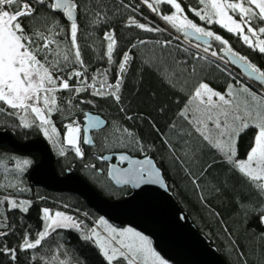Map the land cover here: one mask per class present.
<instances>
[{
  "label": "snow or ice",
  "instance_id": "6c2138e0",
  "mask_svg": "<svg viewBox=\"0 0 264 264\" xmlns=\"http://www.w3.org/2000/svg\"><path fill=\"white\" fill-rule=\"evenodd\" d=\"M213 26L264 56V0H0V115L15 127L36 129L59 156L71 154L86 172L106 171L116 185H158L169 192V163L211 216H220L211 200L229 195L236 215L261 229L250 238L264 256V69ZM89 54L104 66L93 68ZM145 71L177 97V110L163 126L125 95L130 74L142 84ZM215 72L225 77L222 90L209 80ZM98 102L116 116L102 118L82 107L96 109ZM154 111L164 118L169 107L159 104ZM145 122L160 142L159 158L157 145L140 134ZM93 130L102 149L119 152L91 151L97 146L88 135ZM249 133L241 154V138ZM31 164L0 153V264H86L68 247L66 232L94 248L102 264H170L149 235L104 216L88 223L86 212L44 207L38 230L17 227L16 214L22 219L34 203L20 196L29 191L22 177ZM209 177L216 182L207 183ZM225 233L237 264H249L248 246L231 239L227 227ZM13 236L18 240L9 244Z\"/></svg>",
  "mask_w": 264,
  "mask_h": 264
},
{
  "label": "trees",
  "instance_id": "16d2710c",
  "mask_svg": "<svg viewBox=\"0 0 264 264\" xmlns=\"http://www.w3.org/2000/svg\"><path fill=\"white\" fill-rule=\"evenodd\" d=\"M187 2L191 3L193 2V0H187ZM145 15H149V13L145 11ZM150 18L152 17L150 16ZM157 23H159V21H157ZM213 29L226 38H229L235 50L239 51L242 55H247L254 64L259 66L261 69H264V56L252 52L246 46L241 45L236 40V38L230 37L218 26H213ZM128 31L129 30H125V36H127ZM100 34V32H97L98 36ZM139 36L148 39L154 38L153 34L144 32H139ZM85 58L86 61H89L92 64L93 68L104 66L103 63L99 62L95 56L89 54L86 55ZM233 71L238 72L235 69H233ZM244 79L246 83L250 84L253 87V89L259 87V85L251 84V82L247 80V78ZM209 80L212 83V86L217 88L218 90H222L225 86V77L219 72H215L213 76L209 77ZM152 92L156 93L155 97L151 96ZM125 95L127 100L132 103L134 109L143 111L145 115L151 113L152 117L156 118L161 126H163L165 120L169 117H172L177 110V105L174 103L177 97L172 92L168 91L165 88H162L157 78L148 71H145L143 73L142 84H138L135 76L130 74L129 82L125 90ZM159 104H167L169 107L167 116L164 118L159 117L158 114L154 111L155 107ZM82 107L85 108V111H91L94 115H101L102 118H111L116 116L115 110L103 102H98V107L96 109H91L90 106L86 105ZM101 109H103L104 111L101 112ZM80 119L83 120V117L81 116ZM0 131L9 132L12 137L18 142H26L35 138H42L46 141V139L42 135H40L39 132L34 128L24 129L15 127L14 121L6 115H0ZM139 131L140 134L143 135L149 143L154 142L157 145V157L159 158V156L163 155V151L160 149V142L152 135L150 126L147 122L143 124ZM250 135L251 133L241 138V154H243L247 146ZM91 136L97 139V146L91 151L100 152V154L103 155L113 154V152H119V149H102L99 140V134L97 132H92ZM47 144L49 145L51 151L55 156L56 171L59 176H63L67 170L72 171L73 173L81 176L89 185L96 189L101 196L110 200L123 199L124 197L129 195L130 190L127 187L118 189L109 182L106 171L102 175H93L90 172H86L82 167V163L74 159L71 154L66 157H61L48 142ZM85 149L88 150V147H85ZM0 153L4 154L5 157L14 156L30 159L32 161L31 166L22 177V187L28 189L29 191L20 194V196L24 199H31L34 201V203L30 212L24 215L22 219L20 218L19 213L16 214L17 227H20L21 225H27L33 229L38 230L41 226L40 209L44 207H48L53 210L69 211L74 215L86 212L89 214V220L87 221L88 223H91L92 220H95L97 217H99L96 212L88 208L85 202L76 195L66 192H51L44 188L31 186L29 184L27 173L35 164L38 163V155H24L10 148L9 146L0 147ZM89 162L91 163L96 161L90 159ZM97 163L100 167L106 169V164L100 162ZM164 169L167 177V183L172 187V190L169 192L175 198L180 208L188 216L197 231L201 233L208 240L209 244L219 252V254L223 257L227 264H237L238 257L233 253L230 247V240L225 233L226 227L233 233L231 239L236 240L241 246L247 245L251 250L248 257L249 264H264V256H261L260 243L257 240L250 238V233L259 232L261 231V229L255 224L246 225L243 222V218L236 215L235 205L229 195L216 197L211 200V207L215 209L216 212L220 213L219 217L211 216L209 214V210L199 202L196 193L193 191L192 185L188 181L183 179V174L178 173V170L173 169L169 163L164 164ZM217 171L222 176V168L218 169ZM215 182L216 180L214 179V177L208 178L207 183ZM41 197H43V199H40ZM63 205H68L69 208L65 209L62 207ZM77 210H79L78 213ZM81 218H83L82 215ZM65 235H67L70 240L68 247H75L78 255L84 258L86 264H102V260L98 256L96 250L91 246L85 245L84 243L79 241L75 233L66 232ZM17 240L18 237L13 236L9 238L8 242L9 244H14L17 242ZM21 264H23V261H21Z\"/></svg>",
  "mask_w": 264,
  "mask_h": 264
},
{
  "label": "water",
  "instance_id": "95a60500",
  "mask_svg": "<svg viewBox=\"0 0 264 264\" xmlns=\"http://www.w3.org/2000/svg\"><path fill=\"white\" fill-rule=\"evenodd\" d=\"M230 67L239 72L235 66ZM92 132L96 131H90L88 135L91 136ZM2 146H9L24 155H38V163L27 173L31 186L76 195L88 208L99 216H104L115 226L137 228L150 236L154 246L170 264H227L219 252L197 231L171 193L165 192L158 185L137 189L131 185H116L107 177L115 188L127 187L130 190L129 195L123 199L110 200L101 196L72 171L67 170L63 176H59L55 156L44 139L18 142L9 132L0 131V147ZM111 163H116L115 158Z\"/></svg>",
  "mask_w": 264,
  "mask_h": 264
},
{
  "label": "bare ground",
  "instance_id": "6f19581e",
  "mask_svg": "<svg viewBox=\"0 0 264 264\" xmlns=\"http://www.w3.org/2000/svg\"><path fill=\"white\" fill-rule=\"evenodd\" d=\"M251 84H253V85H257V84H255V83H253V82H251ZM55 162H56V159H55ZM56 166V165H55Z\"/></svg>",
  "mask_w": 264,
  "mask_h": 264
}]
</instances>
